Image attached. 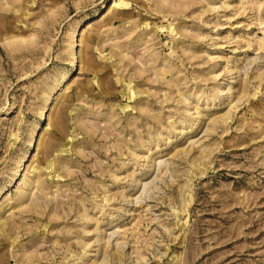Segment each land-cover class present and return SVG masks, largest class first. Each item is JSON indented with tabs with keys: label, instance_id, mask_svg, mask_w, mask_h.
Listing matches in <instances>:
<instances>
[{
	"label": "rangeland",
	"instance_id": "1",
	"mask_svg": "<svg viewBox=\"0 0 264 264\" xmlns=\"http://www.w3.org/2000/svg\"><path fill=\"white\" fill-rule=\"evenodd\" d=\"M0 264H264V0H0Z\"/></svg>",
	"mask_w": 264,
	"mask_h": 264
},
{
	"label": "bare ground",
	"instance_id": "2",
	"mask_svg": "<svg viewBox=\"0 0 264 264\" xmlns=\"http://www.w3.org/2000/svg\"><path fill=\"white\" fill-rule=\"evenodd\" d=\"M116 5H117V3H116V1H114L113 3H112V5H111V7H110V10H113L115 7H116ZM83 35V34H82ZM81 35V36H82ZM84 40V39H83ZM83 42V41H82ZM66 76H67V73H63V75H62V78L63 79H65L66 78ZM61 93V92H60ZM58 96H60V95H58ZM42 135V134H41ZM40 142H41V140H40ZM27 171H28V169H27Z\"/></svg>",
	"mask_w": 264,
	"mask_h": 264
}]
</instances>
